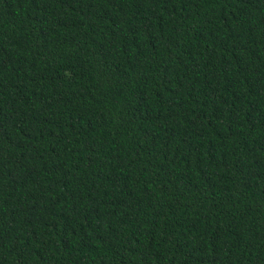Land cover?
<instances>
[{
  "label": "trees",
  "instance_id": "trees-1",
  "mask_svg": "<svg viewBox=\"0 0 264 264\" xmlns=\"http://www.w3.org/2000/svg\"><path fill=\"white\" fill-rule=\"evenodd\" d=\"M0 264H264V0H0Z\"/></svg>",
  "mask_w": 264,
  "mask_h": 264
}]
</instances>
